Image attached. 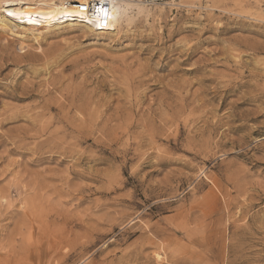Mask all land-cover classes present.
Listing matches in <instances>:
<instances>
[{
  "label": "rangeland",
  "instance_id": "374dc122",
  "mask_svg": "<svg viewBox=\"0 0 264 264\" xmlns=\"http://www.w3.org/2000/svg\"><path fill=\"white\" fill-rule=\"evenodd\" d=\"M114 1L126 8L127 20L113 34L87 32L63 13L28 16L19 28L0 30L11 57L65 47V61L89 59L94 82L104 85L99 95H113L112 109H98L90 130L49 127L65 132L60 143L48 133L38 137V124L28 120L33 112H24L31 101L0 96V259L24 214L42 212L41 232L36 224L20 230L32 247L18 253L16 264H264V51L238 43L264 48V0ZM240 3L239 16L221 15L222 6ZM119 64L130 74L148 71L142 78L150 82L132 84L145 92V105L162 90L151 78L166 76L192 83V106L180 112L153 105L149 112L142 105L125 111V120L109 121L121 114L114 108L133 99L124 96L129 83L110 69ZM24 72L5 71L0 93L28 78ZM200 78L206 82L198 84ZM220 100L225 104L218 107ZM11 112L16 120L1 122ZM174 118V125L161 122ZM8 203L13 219L5 216Z\"/></svg>",
  "mask_w": 264,
  "mask_h": 264
},
{
  "label": "bare ground",
  "instance_id": "6f19581e",
  "mask_svg": "<svg viewBox=\"0 0 264 264\" xmlns=\"http://www.w3.org/2000/svg\"><path fill=\"white\" fill-rule=\"evenodd\" d=\"M108 1L111 4V11H110L111 21H110L107 29H105L103 31H99V29H97V20L95 18H91V17L87 16L86 14L80 13L79 11L76 10V8L74 7V4H73L74 0H69L68 2H64L63 0H60L59 3H55V2H52L50 0L49 1L48 0H37V2L34 3L33 6L32 5L28 6L27 3H25L26 2L25 0H5V1L0 3V10L2 11L0 13V30H3V31L7 30V31L11 32L13 29H17L20 27V24L18 22H21L22 24H24V21H26L28 19V16L33 18L35 16H40V14H42V13L49 14V15H54L56 13H63V15H65V16L77 19L81 23L82 27H84V30H86L87 32H93L94 33L96 31H99V32H97L98 34H110V33L113 34L118 29V27H120L122 22H125L127 20L126 8L124 6H121L120 4L116 3L114 0H108ZM236 5L238 6V8H229L228 9L227 5L222 6L220 8L221 15H228V14H231V12L233 13V11H234V14H237V16H239L241 14L240 10H242L243 7H242L241 3L236 4ZM237 6H235V7H237ZM10 13H11V15H10ZM254 20L257 21L259 19H254ZM68 25H71V22H69ZM21 30H23L22 32L24 33L27 29L23 26L21 28ZM21 30H20V32H21ZM32 32H34V31H32ZM235 42H236V40H235ZM238 43L246 44V47L250 48L253 51H256V50L264 51V48H260L259 46H257L258 44L256 45L255 43H250L247 41H241V39H240V42H238ZM54 46H56V45H54ZM58 47H59V45H58ZM6 48H8V47H6ZM6 48H5V46L0 45V77L3 75V73L5 71L10 72V75L15 77L18 75L17 72H20L21 69L26 68L27 73H25V72L24 73L27 75L28 78L25 77V80H23V81H15V82L11 81L8 85H5V86L2 85L3 87L1 88L0 96H3L5 98H8V99L13 100V101H17V102H22V101H27V100L32 102L31 105L26 106L24 112H26V113L27 112H31V113L33 112L34 115L33 116L30 115L31 117H29L30 119H28V120H30V122L33 123L34 125L38 124V128H39L38 133H37L39 135L38 137H42L48 133L47 135L49 137H52V139L54 138L55 141L57 139V141L59 143L63 142L65 135H66L65 132H58V130H57L55 132L49 133V131H48L49 127L61 124L65 128L69 129L71 132H73L74 129L80 128L81 126H87V129H88L89 128L88 126H92L95 124L97 114H98V112H97L98 109H105V110L112 109L110 106L111 105L110 104L111 103L110 98H112L113 95L112 96L110 95L111 97L108 96L109 98L103 97V95H99V93L100 94L102 93V91L104 89V85L98 84L97 82H94V79L91 76L93 73L89 72L90 71L89 69L92 67V65L89 63V61H90L89 59H86L84 57L78 59L79 58L78 57L77 59H74V60H70V61L66 60L65 61V57L62 58V52H64V50H67L65 47H61V49L58 48L61 51H59L57 48H48V49H45L44 51L41 50L40 53L30 51L28 54H25V55L21 54V55L16 56V57H14V56L11 57L9 55V53H11V52H7ZM184 52H185L184 55L186 56L185 61H187L192 57L193 51L190 50V48H189L188 50H186ZM33 64L39 65L40 68H38V69L29 68V66H31ZM124 64L126 65V63H124ZM160 64H161V62H160ZM258 64L259 63H257V65ZM164 65H165V63H164ZM239 65H240V63H239ZM241 65L243 66V64H241ZM126 66H124V65H120V67L119 66H116V67L113 66L114 68L110 67V69H112L113 73L119 72L120 78L122 77L124 82L126 81V83H125L126 85H127V83H129L127 86H124L125 90L123 92L126 93V95H124L126 98L130 99L131 97H133V99L132 100H126L124 98L126 100V102L124 101L121 103V106H123V107H121V108L118 107V108L113 109L116 111V113L121 112L120 116H117L115 118L113 117V119H110L109 121L125 120V119H122V116L124 115L125 111H128L134 107L139 109L142 107V105L146 106V108L149 112H151L153 105L158 106V108H160V109L164 108L165 110H172L173 108H176L179 110V109L187 108L190 105L192 106V102L190 104V99L192 100L193 98H190V97L195 95L194 94L195 91H191V86H192L191 84L192 83L185 81L186 79L182 82L180 80H176V79L166 80V78H167L166 76L157 79L158 81L154 80L155 76L151 78V80L153 79L152 84H155L157 82L160 85H162V90H161L160 94L156 96V101L154 102L153 105L152 104L145 105V102H144V98L146 96L145 92L144 91L143 92H136L135 91L136 88L134 87V85L132 86V84L138 83L139 86H141L146 82H150V81H145L142 78L143 75L144 76L147 75L148 71L142 66L143 68H141L139 70L137 69L133 73L130 74L129 73L130 68L128 69V68H126ZM157 66L158 65H156L155 68ZM105 67H107V66H105ZM105 67H104V69H105ZM195 67H197V66H195ZM11 69H16V71L14 72ZM147 69L151 70L152 68L151 69L147 68ZM251 69H253V68H251ZM197 71H199V70L196 69L195 72H197ZM110 73L111 72H109V75H110ZM113 73H111V75ZM150 73H151V71H150ZM171 73H173V72H171ZM103 74H101V75H103ZM189 74H190V72H189ZM256 74H257V71H256ZM136 75H137V77H136ZM6 76H8V75H6ZM149 77H150V75H149ZM20 79H21V77H20ZM106 79H107V77H106ZM108 79H109V77H108ZM200 79L201 80H199L197 82L198 84H202V83L206 82V80L204 78H200ZM98 82H102V81H98ZM118 83L119 82H117V84ZM120 83H121V81H120ZM122 85H124V84H122ZM122 85H120V86H122ZM239 85H240V83H239ZM111 87H113V86H111ZM150 87H153V85L147 86V88L145 87L146 88L145 91H147V89H150ZM115 88H116V86H115ZM204 88L207 89V90L203 91L206 94H212V93L216 94L217 93L216 91L218 89V88L217 89L215 88L216 89L215 90L214 87L210 88V89H208L207 87H204ZM139 89H141V88H139ZM228 89H229V87H228ZM199 90H202V89H199ZM118 94H121V93H118ZM202 94L204 96V93H202ZM250 94H252V93H250ZM120 97L122 98V96H120ZM112 100H113V98H112ZM114 100H115V98H114ZM118 100H119V95H118ZM194 101H196V100H194ZM206 104L209 105L208 103H205V105ZM224 104H225V102L223 100H220V102H218V107L223 106ZM117 105H119V104L117 103ZM230 105H231V103H230ZM199 107H200V105H199ZM11 110L12 109H10V111ZM53 111H55L56 113L52 117L50 116L51 118L49 117L48 120L45 119V120L39 121L41 118L45 117L47 114L51 115V113ZM99 111H101V110H99ZM179 111L181 112L182 110H179ZM175 112H176V110H175ZM129 114H130V112H129ZM16 117H17V114L11 112L10 115L8 114V116H5V118L3 120H1V122L15 121ZM161 120H162L161 122L164 125H169V124L174 125L173 123L175 122V121L173 122V120H175V118L174 119H161ZM131 122H132V120H131ZM139 122H141V120L135 121V124L139 125L140 124ZM96 123H98V122H96ZM218 124H219V121H217L215 123H213V122L209 123L211 129L217 128ZM141 126H143V125H141ZM83 128L80 130H83ZM80 130H78V131H80ZM85 130H86V127H85ZM89 130H90V128H89ZM51 142H52V140H51ZM65 155H66V153H65ZM36 156H37V154H36ZM37 160L42 161L43 159L37 158L35 161H37ZM41 185H43V182L41 183ZM26 186H28V185H26ZM231 204H232V201H231ZM5 207H6V204H5ZM9 207H10V205L8 203V206L6 207L8 210L6 209L7 211H5L6 212L5 216H8L7 218H9V219H13L15 216L13 214V210H9L10 209ZM241 207H242V205H241ZM239 211H241V210H239ZM14 213L16 215L15 211H14ZM41 213L42 212H40V214L39 213L38 214L32 213L31 215L24 214V220L20 224V230L24 229L23 231H25V233H26V230L29 229L30 225L36 224L38 232H41L42 227L45 224V221L41 220L42 219ZM246 213L248 215V212H246ZM240 216H242V215H240ZM235 228H233L234 231H236ZM20 230L17 233L18 229L15 228L11 233L8 234L7 242L1 248V249H4L6 251L7 257L0 259V264H16L18 262V259H16V256L18 255V253L20 251L24 252L26 250L27 246H30V248L32 247V244L29 245L28 241L25 240L26 239V238H24L25 234L22 231L20 232ZM17 237H20L19 243H17V240H16ZM158 258H159V255H156L155 259L158 260ZM20 262H22V261H20Z\"/></svg>",
  "mask_w": 264,
  "mask_h": 264
},
{
  "label": "built area",
  "instance_id": "2783aa9c",
  "mask_svg": "<svg viewBox=\"0 0 264 264\" xmlns=\"http://www.w3.org/2000/svg\"><path fill=\"white\" fill-rule=\"evenodd\" d=\"M74 7L80 13L97 20V29H107L111 21V4L108 0H74Z\"/></svg>",
  "mask_w": 264,
  "mask_h": 264
},
{
  "label": "snow or ice",
  "instance_id": "6c2138e0",
  "mask_svg": "<svg viewBox=\"0 0 264 264\" xmlns=\"http://www.w3.org/2000/svg\"><path fill=\"white\" fill-rule=\"evenodd\" d=\"M10 15H11V13H10Z\"/></svg>",
  "mask_w": 264,
  "mask_h": 264
}]
</instances>
